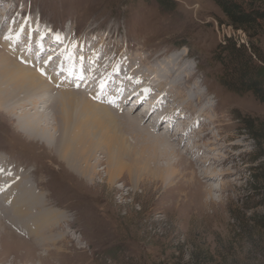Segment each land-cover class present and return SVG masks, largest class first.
Masks as SVG:
<instances>
[{
	"label": "rangeland",
	"instance_id": "1",
	"mask_svg": "<svg viewBox=\"0 0 264 264\" xmlns=\"http://www.w3.org/2000/svg\"><path fill=\"white\" fill-rule=\"evenodd\" d=\"M7 2L10 4L0 0V21L8 19L0 29V38L8 29L9 14L14 10V15L20 13L22 23H36L33 29L39 34L44 32L43 29L49 31L54 27L59 34L73 28L74 37L89 35L91 51L101 48L97 46L101 37H107L105 50L100 53H108V56L114 51L124 53L125 58L136 63L139 71L151 65L159 66L161 63L154 62L158 56V60L168 65L169 56L184 54V62L190 74H194L190 88L186 87L187 84L184 88L193 90L196 83L208 93L207 99L201 103L191 97V105L197 109L192 116L196 123L202 118L199 124H181L177 120L179 123L173 127L169 121L161 127V132L169 127L171 136H176L177 128L182 127L177 139H171L186 155V161L176 166L175 175L166 178L164 168L173 165L178 157L155 154L148 146L146 150L126 146L122 161L137 173L131 176L126 169L112 182L107 180L104 150L94 149L88 153L92 163L87 166V173L93 179L76 174L59 155L56 147L58 128L63 125L64 116L72 117L76 112L78 102L75 96H62L56 88L43 94L42 97L49 100L37 107L43 110L46 106L40 115L44 114L50 122L44 128L50 132L54 145L18 128V120L23 115L17 111L27 104L26 99L18 101L12 110L0 105L1 165L8 162L28 170L29 177L40 187L37 191L44 189L46 203L51 202L53 208L63 212L60 218L64 216V220L57 227L53 226L54 231L50 233L51 242L47 247L53 252L47 264H264V182L255 178L264 158L256 160L259 146L248 136L244 124L247 119L264 121V102L252 92L239 94L222 85L220 77L224 65L216 57L229 37L248 43V34L242 29L236 30L214 0H173L174 8L169 10L160 8L154 0ZM7 5L11 9L4 15L2 11ZM14 30L13 27L11 33ZM24 37H27L26 33ZM256 43L264 51V26ZM139 55L149 56V61L140 62ZM184 75L185 72L180 76ZM150 77L154 83L162 81L156 75ZM93 88L87 84L85 90ZM182 98L187 102L190 97ZM65 101L73 106L63 107ZM145 102L124 107L127 111L132 108L136 114H142L147 108H144ZM174 102L178 104V101ZM201 107L209 110L205 117L200 115ZM27 108L29 112L37 110H29L28 105ZM116 129L118 136L122 134L118 126ZM200 129L203 130L198 132ZM125 137L128 145L138 139L139 144L144 145L142 136ZM197 146L201 147L203 154L199 152L190 157L187 150ZM211 156L221 159L222 163L219 165V160L216 172H212L216 178L206 182L198 166L214 167L212 162L216 159ZM85 157L73 162L84 166ZM206 188L213 189L211 194ZM45 210H49L48 206ZM3 224L35 248L37 254L46 255L48 249H39L26 234L21 235L22 232L7 222ZM7 240H3L5 247L0 254V264H10L14 259L10 250L16 240ZM58 246L62 247L55 251ZM18 248L24 253L27 250L22 246ZM30 252L22 259L29 255L32 259L29 264H37L39 256ZM13 263L22 264L19 258Z\"/></svg>",
	"mask_w": 264,
	"mask_h": 264
},
{
	"label": "bare ground",
	"instance_id": "2",
	"mask_svg": "<svg viewBox=\"0 0 264 264\" xmlns=\"http://www.w3.org/2000/svg\"><path fill=\"white\" fill-rule=\"evenodd\" d=\"M7 1L8 0H6V3L10 4ZM10 9L11 8L7 5V9L5 11L3 10L2 13L5 15ZM14 13V10L10 12L9 15L12 17V24L10 23L11 21L8 24L9 26L12 25L11 29L14 27L15 30L11 33V29H9L8 26V29L3 32L0 38V45L3 48L0 50V105H2V108L4 106L6 109H11L12 107H16L15 104L18 101L21 102L26 99L24 101H26L27 104L21 108L20 112L17 111L19 114L23 115H21L22 118L18 120V128L25 131L28 135L35 136L38 140L44 141L48 145H54L55 143L53 144L52 142L53 140L51 139L50 132L46 131L44 128L50 122H48L44 114L40 115L41 112L45 111L46 106H44L43 110H39L37 107H39L44 100H49L48 97H42L43 94L59 88L60 95L75 96L78 102L76 114H72V117L66 115L62 118L64 123L58 128L60 133L56 140V147L60 157L65 160L76 174L86 179L89 177L87 173V168L89 169V167L87 166L92 162L91 159L88 158V153L90 151L94 152V149H96V151L99 149L102 151L104 150L106 154L107 165L105 171L108 176V181H114L119 173L126 169L130 172V175L133 176L137 172L122 161L123 148H127L126 146H128L133 149L132 146H139V148L142 147L146 150L148 146L154 149L155 154L159 153V155H163L164 157H170L171 155L178 157L173 165L164 168L166 170V178H169L171 175L173 176V174L175 175L177 172L176 166L186 161L184 158L186 155H183L185 152H180L178 145L172 143L171 139H175V137L177 139L182 127L177 128L176 136L170 135L169 127L166 125V127L163 128L165 129L164 132H161V127L166 124V121H169L171 123L170 126L173 127V124L179 123L177 120H179L181 124L189 122L192 125L199 124L202 118H199L196 123L192 116V113L197 109L194 108V105H191L193 101L191 97H196L195 100L200 103L208 97V93L203 92L201 86L196 83L192 86L194 91H187L186 88H184L185 84H187V88H190V81L194 79V74H190V70L184 62V54L169 56L170 60L168 65H164L163 61L158 60V56L154 62L161 63L159 66L151 65L146 69L141 68V71H139L135 67L136 63L125 58L126 55L124 53L114 51L110 56H108V53L102 54L105 50L107 37H101L100 44L97 45L101 48L91 51L89 48V45H91L90 36L80 35L74 37L73 28H69L66 32L61 34L56 32V35L51 37L50 45H47L44 40L50 30L48 31L42 28L44 32L39 34V31L36 32L33 29V26H37L36 23L26 21V24H24L22 23L23 20L20 18V13L16 15H14ZM1 21L0 29L5 23V21L2 23ZM16 23L19 24L18 27ZM21 29H23V31H21ZM24 33H26L27 37H24ZM35 35L37 37H35ZM86 37H88V39ZM51 46L55 48L52 55L49 57L51 59H48L47 64H39L41 58L45 56V51L50 52L52 50ZM36 47L38 48L39 54L34 56L32 52ZM57 56L61 57V64H56L54 68L55 70L58 66H61V68L58 70V73L55 74L53 73L54 71H51L52 67H49V65L55 61ZM139 57L142 63H147L149 61V56L139 55ZM63 68H65V70H63ZM183 72H185V75L181 77L180 75ZM62 73L70 75V80L65 81L63 78H60L59 76ZM146 75H149V77ZM151 75L158 76L162 81L156 83L152 82L154 80L150 77ZM81 76L84 78L79 80L78 84H74L73 81ZM128 80L130 83H133L132 89L122 86V84H125ZM183 80H185V82H183ZM186 80L188 83H186ZM81 83L85 84L82 85ZM87 84H91L96 88L86 91ZM101 84H103V88ZM116 84L121 86L117 91L114 89ZM77 85H79V87H77ZM138 85L139 89L137 87ZM74 89L76 91H73ZM133 90L137 91L133 93L135 97L142 93L140 99L147 100L149 98L151 100L150 103H152V106L145 114H136L133 110L127 111L124 106L128 105H126L125 102L118 103L112 98V96L122 97L126 91ZM192 93H195V95L193 96ZM182 97L190 98L185 102ZM173 100L178 101V104L175 102L173 103ZM27 105L30 106L29 110H37L29 112L27 111ZM69 105L71 107L73 106L68 101H65L62 106L67 107ZM159 109L161 113L160 122L150 123L151 114L149 115V113L153 111L156 114ZM199 111L200 115L205 117L209 110L208 108L205 109L201 107ZM116 126L120 128L122 133L119 136L115 133V130H117ZM202 130L200 129L198 132ZM133 134L142 136L145 139L143 146L139 144V139L133 145H128L125 135ZM119 137L125 140L119 139ZM185 141L186 138H184V142ZM197 147L198 148L193 147V149L187 150L186 153L190 155V157L191 155H197L199 152L203 154L201 147ZM211 148L215 149V147ZM202 149H205V147H202ZM84 156H87V158L85 157L84 159L85 167L73 162V160L82 159ZM152 157L155 159V155H152ZM211 157L216 159L212 162L214 167L210 166L208 168H203L198 166L202 171L201 177H203L206 182L216 178L212 172H216V165L219 160V165L222 163V160L218 159L216 156ZM1 159L2 158H0V160ZM202 162L204 163L203 160ZM1 164L0 162V254L5 247L4 242H6V239L3 242L4 238H8L7 241L9 242L15 239L17 243L13 246V250L12 248L10 250L14 254V259L11 260L10 264H14L13 261L17 258H19L22 264H29L32 260L31 257L28 255L27 258L23 260V255L27 254L28 251H31L30 253L32 254H37L35 248L19 238V236L14 234L11 230V232L8 230L3 224L7 222L8 225L16 229V231L22 232L21 235L26 234L33 239L39 249H48L46 255L37 254L39 256L37 264H47L48 257L51 256L53 252L52 248V250H50L49 247H47L49 241L51 242L50 233L54 231L53 226L54 228L57 227L61 224V221L64 220V216L60 218L63 212L61 209H56V207L53 208V204H50L51 202H47L48 204L46 203L47 200L44 189L37 191L40 187L29 177L28 170H25L23 167L19 168L15 164L10 165L8 162L7 164ZM5 165H7V167ZM137 171H139V169ZM90 178L92 177H89V179ZM206 190L211 194L213 189L206 188ZM45 206H48L49 210H45ZM19 246L27 248L25 253L19 251ZM61 247L55 248V251H59Z\"/></svg>",
	"mask_w": 264,
	"mask_h": 264
},
{
	"label": "trees",
	"instance_id": "3",
	"mask_svg": "<svg viewBox=\"0 0 264 264\" xmlns=\"http://www.w3.org/2000/svg\"><path fill=\"white\" fill-rule=\"evenodd\" d=\"M154 1L160 8H174L173 0ZM214 1L227 16L229 23L236 30H244L249 37L248 43L229 37L219 50L216 57L224 65L220 83L239 94L252 92L258 100L264 102V51L256 43L264 26V0ZM244 124L248 136L259 146L256 160L264 158V121L247 119ZM257 170L256 180L264 182V162Z\"/></svg>",
	"mask_w": 264,
	"mask_h": 264
},
{
	"label": "snow or ice",
	"instance_id": "4",
	"mask_svg": "<svg viewBox=\"0 0 264 264\" xmlns=\"http://www.w3.org/2000/svg\"><path fill=\"white\" fill-rule=\"evenodd\" d=\"M21 31H23V29H21ZM49 59H51V58H49ZM42 73H43V70H42ZM80 78L83 79L84 77L81 76ZM77 87H79V85H77ZM101 87L103 88V84H101Z\"/></svg>",
	"mask_w": 264,
	"mask_h": 264
}]
</instances>
